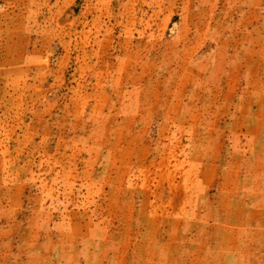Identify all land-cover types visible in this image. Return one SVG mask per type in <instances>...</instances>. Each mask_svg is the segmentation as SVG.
Listing matches in <instances>:
<instances>
[{
	"label": "rangeland",
	"instance_id": "obj_1",
	"mask_svg": "<svg viewBox=\"0 0 264 264\" xmlns=\"http://www.w3.org/2000/svg\"><path fill=\"white\" fill-rule=\"evenodd\" d=\"M0 264H264V0H0Z\"/></svg>",
	"mask_w": 264,
	"mask_h": 264
}]
</instances>
